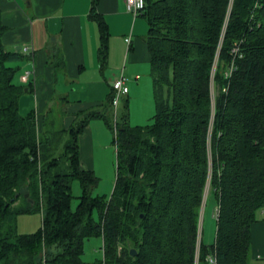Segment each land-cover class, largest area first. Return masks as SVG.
I'll use <instances>...</instances> for the list:
<instances>
[{
    "label": "trees",
    "instance_id": "obj_1",
    "mask_svg": "<svg viewBox=\"0 0 264 264\" xmlns=\"http://www.w3.org/2000/svg\"><path fill=\"white\" fill-rule=\"evenodd\" d=\"M139 15L148 24L149 122L130 124L127 105L113 120L111 85L102 109L68 128L48 112L41 129L33 111L19 112L23 87L10 63L22 56L4 47L0 17V264H248L250 225L259 211L264 220V0H145ZM92 17L103 62L107 25ZM96 117L116 152L107 199L79 160L78 137ZM209 194L215 230L204 244L198 218ZM30 213L41 214L40 227L18 232V216ZM93 237L101 252L89 263L82 255Z\"/></svg>",
    "mask_w": 264,
    "mask_h": 264
},
{
    "label": "crops",
    "instance_id": "obj_2",
    "mask_svg": "<svg viewBox=\"0 0 264 264\" xmlns=\"http://www.w3.org/2000/svg\"><path fill=\"white\" fill-rule=\"evenodd\" d=\"M94 12L107 25L103 62L99 57L100 30L92 17ZM0 17L5 26L1 35L4 47L22 56L10 63L17 66L13 83L23 87L19 112L26 115L33 111L38 128L41 129L40 121L53 107L65 128L79 113L102 109L113 80L121 73L128 90L116 103L120 113L117 115L112 109V117L122 116L125 105L130 124L139 116L153 114L146 43L148 24L142 16L127 11L125 0H0ZM107 130L111 132L98 117L84 126L78 137L83 169L96 174L98 140L105 139ZM262 216L259 211L258 220L249 228L248 264H264Z\"/></svg>",
    "mask_w": 264,
    "mask_h": 264
},
{
    "label": "rangeland",
    "instance_id": "obj_3",
    "mask_svg": "<svg viewBox=\"0 0 264 264\" xmlns=\"http://www.w3.org/2000/svg\"><path fill=\"white\" fill-rule=\"evenodd\" d=\"M122 102V100H120ZM52 107V106H51ZM50 110L48 113L49 119H53L55 121V126H62V121L57 119L55 110ZM115 113L118 115L120 113V106L117 104L114 107ZM117 111V112H116ZM113 116L114 118H116ZM151 113H147L145 117L139 116L137 119L135 118L133 125H143L149 122ZM41 122V121H40ZM98 151L96 152V174L98 176V184L94 190V194H100L104 198H109L113 189L115 174H116V152L115 146L113 144V135L109 130L106 131L105 139L98 140ZM208 185H206L204 190V197L207 191ZM81 189L79 186V182L74 180L72 183V207H74L78 201L77 196L80 194ZM203 204V203H202ZM214 209V201L212 199V195L209 194L206 197L204 204L202 205L198 218V235L200 240L204 244H210L213 242L214 238V230H215V219L213 216ZM38 226V227H37ZM40 227V215L39 213H30V214H22L18 216L17 220V230L20 233H30L35 231ZM101 241L98 237L90 238L85 241L84 244V254L82 258L88 261L94 260L98 258L101 249L99 248Z\"/></svg>",
    "mask_w": 264,
    "mask_h": 264
},
{
    "label": "built area",
    "instance_id": "obj_4",
    "mask_svg": "<svg viewBox=\"0 0 264 264\" xmlns=\"http://www.w3.org/2000/svg\"><path fill=\"white\" fill-rule=\"evenodd\" d=\"M125 6L127 11L130 12L133 16H138L139 14H141L145 7V0H125ZM125 40L128 43L130 41V37L128 36ZM236 51L237 47H233L232 52L236 53ZM228 68L229 69L224 72V76L229 75L230 69L232 68V63ZM112 88L114 90L113 104L116 105L119 97L128 90V87L126 85V78L122 73L113 80ZM216 209L217 208L214 206L212 213L214 217L216 216ZM208 260L212 261L210 257H208Z\"/></svg>",
    "mask_w": 264,
    "mask_h": 264
},
{
    "label": "water",
    "instance_id": "obj_5",
    "mask_svg": "<svg viewBox=\"0 0 264 264\" xmlns=\"http://www.w3.org/2000/svg\"><path fill=\"white\" fill-rule=\"evenodd\" d=\"M129 253H130L131 255H135V254H136V250H135L134 248H130V249H129Z\"/></svg>",
    "mask_w": 264,
    "mask_h": 264
}]
</instances>
